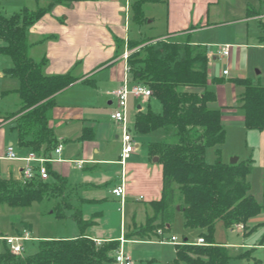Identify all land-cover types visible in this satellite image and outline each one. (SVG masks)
<instances>
[{"label": "trees", "instance_id": "16d2710c", "mask_svg": "<svg viewBox=\"0 0 264 264\" xmlns=\"http://www.w3.org/2000/svg\"><path fill=\"white\" fill-rule=\"evenodd\" d=\"M74 1L79 0H49L47 6L24 7L9 16L0 10V57H7L12 62L5 74L20 81L16 93L21 105L10 116L15 117L12 128L17 133L19 147L43 158H52V152L60 143L49 124L55 95L79 78L73 72L47 74V58L36 60L30 53L32 43L28 31L54 5ZM141 11V4H136L134 16L140 23L143 19ZM127 59L131 80L147 85L153 92L150 99L161 106V111H155L151 106L140 110L135 118L136 131L146 134L170 130L175 140L148 144L149 156L157 157L162 165V196L147 203L145 221L136 223L125 236L168 239L176 216L181 215L184 227L201 231L200 236L206 243H190L184 238L176 245V256L170 264H229L233 257L229 246L214 239L217 223L223 222L229 229L246 226L264 206L251 191L252 159L239 158L236 163L223 162L220 158L211 163L206 159L208 148L217 146L220 153L226 139L222 108L211 105L216 102L217 94L208 86L211 60L208 49L190 40L158 38L142 52L129 53ZM233 81L241 88L236 105L244 110L245 127L264 129V86L245 77ZM46 166L49 171L47 180L38 174L31 178H18L14 173L0 176V205L18 208L44 200H58L54 212L65 217V208L74 209L79 235L41 239L37 252L31 255L15 254L4 246L0 251V264L114 262L113 253L120 242L106 240L96 243L88 234L94 219H86L82 209L73 206L67 179L55 171L49 161Z\"/></svg>", "mask_w": 264, "mask_h": 264}, {"label": "crops", "instance_id": "0c3cea01", "mask_svg": "<svg viewBox=\"0 0 264 264\" xmlns=\"http://www.w3.org/2000/svg\"><path fill=\"white\" fill-rule=\"evenodd\" d=\"M138 3L142 9L154 4L165 10L163 16L158 15L160 21H163V29L155 30V38L190 40L194 44L205 45L211 58L210 67L214 61L225 58L220 56L221 46L230 45V53L226 57H232L234 52L240 55L245 47H264V44H256L264 40V0H79L71 4L54 5L50 12L31 26L28 31L32 43L30 53L36 60L47 58L46 73L55 75L73 72L78 78L81 77L55 95L49 124L63 144V149L59 154L53 151V159L49 162L55 171L67 179V186L81 192L78 201L83 203V215L95 221L88 229V234L102 241L120 242L124 238V250L126 243L146 244L156 241V238L144 239L138 236L127 238L125 234L134 229L136 223L145 221L147 203L160 199L163 190L162 165L158 161H154L158 164L152 163L151 156L138 159V143L135 151L126 159L125 166L119 163L122 144L117 129L121 127L112 119L113 112L108 113L104 107L99 106L105 98H108L109 105L115 104L113 91L125 81L130 86L136 83L130 78L125 54H129L127 44L137 40L143 33L142 23L139 26L134 16V7ZM5 4L6 15L9 16L24 7L32 9L38 5L47 6L49 0H6ZM155 15L148 18L149 25L156 24ZM134 24L137 27H132ZM213 38V42H210L209 39ZM5 71L0 69V158L14 161L6 158L7 146L12 143L7 145L6 128L10 126V130L15 131L12 128L15 117L7 120L5 116L21 105L20 97L15 98V105H11L15 108L10 111V98L17 94L20 81L6 75ZM10 78L17 79L18 84L10 85ZM211 84L209 69L208 86L214 89ZM234 85L231 103L227 101L224 86L221 93L223 99L214 89L217 100L211 105L222 108L224 126L225 118L244 124V110L235 113L241 107L236 105L240 90H237L236 83ZM147 101L153 104V100ZM140 110L145 109L139 106L137 113ZM116 143H119L118 152L111 149L112 144ZM21 169L22 166L19 169L14 165L1 176L7 177L13 172L20 174ZM122 181L126 185V201L124 209H119L121 230L117 235L116 232H108L102 225L104 210L101 205L109 200L107 194L115 196L112 189ZM115 198L120 201V198ZM119 204L120 208L121 201ZM127 207H130L128 220ZM220 223L224 224H217ZM183 228L184 231H191ZM78 235L56 238H74ZM169 243L174 242L170 240ZM177 244H174V256Z\"/></svg>", "mask_w": 264, "mask_h": 264}, {"label": "rangeland", "instance_id": "374dc122", "mask_svg": "<svg viewBox=\"0 0 264 264\" xmlns=\"http://www.w3.org/2000/svg\"><path fill=\"white\" fill-rule=\"evenodd\" d=\"M6 0H0V9L6 14L7 8ZM142 15V29L143 33L139 38L127 44L129 53L135 51H143L149 43H152L158 38H155V30L163 29V21L160 17L163 16L165 10L154 4H149L141 11ZM140 12V13H141ZM156 17V24H148V18ZM158 15L160 17H158ZM160 21V22H159ZM138 25L140 22L138 20ZM137 27L134 24L132 27ZM157 28H155V27ZM207 37V36H205ZM204 39V38H203ZM213 39H209L213 42ZM217 42V41H215ZM219 42V41H218ZM133 47H129L130 44ZM120 44V43H119ZM256 44H264L263 41H257ZM1 70H7L12 65V62L7 57H0ZM228 70V75L223 74V70ZM211 72V86L218 92L220 99H223V86L227 91V101H232V86L235 87L233 80L239 76L249 78L253 83L264 86V47H245L239 55L234 52L232 57L219 58L212 63L210 67ZM81 78V77H79ZM11 84H18V80L10 78L8 80ZM237 90H241L240 87ZM17 95V96H16ZM11 96L10 106L15 105L14 99L19 97L18 94ZM149 100V99H148ZM150 102L143 98H135L130 96V105L128 107V125L130 132L134 136L136 143L139 144L137 148L138 159L146 158L148 154V144L159 140H171L175 138L170 134V130H156L150 133H139L135 129V118L140 106L143 109H148L150 106L155 111H161L160 104L154 100ZM14 109L15 107H12ZM99 106L104 107L106 112H115L117 104L109 105L108 98L100 101ZM17 108V107H16ZM221 108V107H219ZM242 108H237L235 113L242 112ZM12 113L5 116V119L12 120L10 117ZM226 121V139L220 148V153L217 146L209 147L206 154L208 162H216L219 158L223 162H230L233 157H239L242 160L252 159L254 169L249 177L251 182V191L256 200L264 206V129H247L244 124L235 119H224ZM7 131V145L12 142L20 156H26L27 152L21 149L18 145L17 133L10 130V126L6 128ZM117 134L121 135V129H117ZM119 143L112 144L111 149L118 152ZM219 153V154H218ZM154 163V157L152 158ZM158 164V163H154ZM25 166L23 161H8L0 158V176L6 174L13 166ZM114 167V166H113ZM116 167V166H115ZM16 177H23V174L13 172ZM18 173V174H17ZM82 173V172H81ZM72 174H76L73 172ZM100 175V172L98 171ZM97 174V175H98ZM69 191V199L73 206L82 209V201H78L81 194L79 190L71 186H67ZM81 190V189H80ZM110 193V192H109ZM109 200L101 205L104 210L102 225L107 228L108 232H116L120 234L121 212L119 211V199L115 198L111 193L107 194ZM81 199V198H80ZM58 205V200H44L42 202H35L28 207L12 208L7 205H0V234L17 236L29 234L30 239L24 241V254L31 255L37 252L39 241L49 237H72L79 234L80 229L73 216L72 208L64 209L66 216L60 217L56 215L55 206ZM127 220L130 219V207L126 208ZM183 218L177 215L175 223L170 230V238L165 237L156 238V241L146 244L126 243L125 251L128 253L135 264H166L173 262L175 258L174 244L180 243L184 238H188L190 243H196L201 235V231L191 230L184 231L182 224ZM175 234L179 241L170 244L171 235ZM214 239L216 242L227 243L231 254L233 255L229 264H264V207L260 212L252 216L246 226H235L233 230L227 228L224 224H217L214 232ZM111 241V240H108ZM160 241V242H159ZM162 241V242H161ZM3 248L0 249L2 251ZM115 256V252L113 253ZM111 264H116V261Z\"/></svg>", "mask_w": 264, "mask_h": 264}, {"label": "built area", "instance_id": "2783aa9c", "mask_svg": "<svg viewBox=\"0 0 264 264\" xmlns=\"http://www.w3.org/2000/svg\"><path fill=\"white\" fill-rule=\"evenodd\" d=\"M230 53V45H224L220 48V56L226 57ZM125 57H128V53L125 54ZM1 67V64H0ZM129 71V68H128ZM224 74H228V70L223 71ZM113 94L116 97L117 110L112 114V119L115 120L119 126L121 127V155L119 163L124 167L126 164V159L130 156V154L136 149V140L132 133L130 132V127L128 125V107H129V97L132 95L136 98H143L148 100L152 97V90L145 84L142 83H134L131 86L128 84V81H125L123 85L118 87L113 91ZM63 149V144L59 143V145L55 149V153L59 154ZM6 158L14 161H23L25 162V166L21 169V174H23L27 178H31L38 174L41 179L47 180L49 178V171L46 166L47 161H52V158H43L37 156L35 153H27L26 156H20L13 143L7 146L6 149ZM112 193L120 198L122 206L119 208L121 211L124 209L125 197H126V185L124 181L122 183L116 185L112 189ZM30 239L28 233L25 235H17V236H9V235H1L0 234V249L8 247V249L15 254H20L24 252V241ZM172 242H177V237L172 236L170 239ZM97 244H101L103 241L100 239H95ZM121 244L115 253V261L117 264H135L132 257L126 253L124 250V242L125 239L121 238ZM182 243V241L180 242ZM206 241L203 237H199L197 239L196 244H205Z\"/></svg>", "mask_w": 264, "mask_h": 264}, {"label": "water", "instance_id": "95a60500", "mask_svg": "<svg viewBox=\"0 0 264 264\" xmlns=\"http://www.w3.org/2000/svg\"><path fill=\"white\" fill-rule=\"evenodd\" d=\"M238 160H239V157H233L230 160V163H236V162H238ZM154 161H158V158L157 157H154Z\"/></svg>", "mask_w": 264, "mask_h": 264}]
</instances>
